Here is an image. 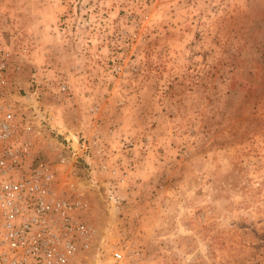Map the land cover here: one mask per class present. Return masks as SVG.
<instances>
[{
    "label": "rangeland",
    "instance_id": "rangeland-1",
    "mask_svg": "<svg viewBox=\"0 0 264 264\" xmlns=\"http://www.w3.org/2000/svg\"><path fill=\"white\" fill-rule=\"evenodd\" d=\"M0 17L28 47L11 99L37 161L96 241L122 264H264V0H0Z\"/></svg>",
    "mask_w": 264,
    "mask_h": 264
},
{
    "label": "built area",
    "instance_id": "built-area-1",
    "mask_svg": "<svg viewBox=\"0 0 264 264\" xmlns=\"http://www.w3.org/2000/svg\"><path fill=\"white\" fill-rule=\"evenodd\" d=\"M8 26L0 17V264H122L121 246L95 240L84 218L88 205L61 193L53 166L37 161L31 131L11 99L28 47L6 40ZM35 77L31 88L39 90ZM80 149L88 154L91 147L84 141Z\"/></svg>",
    "mask_w": 264,
    "mask_h": 264
}]
</instances>
